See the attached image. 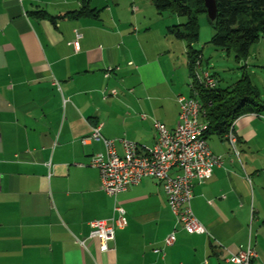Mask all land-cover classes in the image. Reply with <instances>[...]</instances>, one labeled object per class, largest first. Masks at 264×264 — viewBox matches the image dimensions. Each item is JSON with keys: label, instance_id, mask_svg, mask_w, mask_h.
<instances>
[{"label": "crops", "instance_id": "crops-1", "mask_svg": "<svg viewBox=\"0 0 264 264\" xmlns=\"http://www.w3.org/2000/svg\"><path fill=\"white\" fill-rule=\"evenodd\" d=\"M142 1L0 0V264H236L249 244L264 264V112L234 121V147L208 138L221 164L191 200L204 233L176 225L155 179L115 198L87 165L105 151L82 142L93 127L119 153L121 138L152 146L154 120L175 128L191 94L187 50L165 38L183 22L156 25ZM115 201L126 225L102 251L89 223L109 222Z\"/></svg>", "mask_w": 264, "mask_h": 264}, {"label": "built area", "instance_id": "built-area-1", "mask_svg": "<svg viewBox=\"0 0 264 264\" xmlns=\"http://www.w3.org/2000/svg\"><path fill=\"white\" fill-rule=\"evenodd\" d=\"M82 34L75 30L73 46L79 49ZM202 57L195 62L189 83L191 94L179 95L178 123L168 129L162 122L154 120L156 141L152 146L139 144L127 138L118 139L122 153L115 147V139L104 138L99 126L92 128L90 135L82 139L102 141L105 151L91 156L88 166L97 168L101 177V188L114 196L130 185L144 178L155 179L163 188L167 203L180 225L187 233H204L206 229L192 211L191 200L194 181L200 183L212 175L213 168L221 164V157L213 153L205 137L207 129L206 113L196 93V86L205 89L216 87L217 80L209 72L201 70ZM200 70V71H199ZM227 140L235 146L236 135L231 126ZM114 216L107 220L90 221L87 239L97 240L102 251H109V243L115 238V231L126 225L125 210L115 201ZM175 230L165 239L166 246L173 244ZM76 241L85 247L86 239ZM158 251V249H156ZM255 251L249 244L245 249L231 255L227 261L236 264H250Z\"/></svg>", "mask_w": 264, "mask_h": 264}, {"label": "trees", "instance_id": "trees-1", "mask_svg": "<svg viewBox=\"0 0 264 264\" xmlns=\"http://www.w3.org/2000/svg\"><path fill=\"white\" fill-rule=\"evenodd\" d=\"M159 13L169 11L186 20L168 27L177 39L195 40L198 37L197 15L206 14L204 0H151ZM216 18L210 23L214 29L212 43L225 50L233 49L236 57H246L250 46L264 35V0H215ZM207 15V14H206ZM190 47V46H189ZM190 71L200 58L201 52H188ZM214 76V75H213ZM206 113L205 137L217 135L223 138L234 121L243 114L264 112V101L257 88L244 76L235 84L221 89L195 88Z\"/></svg>", "mask_w": 264, "mask_h": 264}, {"label": "rangeland", "instance_id": "rangeland-1", "mask_svg": "<svg viewBox=\"0 0 264 264\" xmlns=\"http://www.w3.org/2000/svg\"><path fill=\"white\" fill-rule=\"evenodd\" d=\"M142 4L141 7L146 10V13L149 16H154V20L157 21L156 25L165 24V20L170 18L179 19V22L183 23L186 20L184 17L177 16L169 11L157 12L151 0H143ZM197 25L198 37L195 40L177 39L170 33V35L165 33V38L170 37L173 45H179L182 56H186L184 49L188 52L190 47L193 50L200 51L203 57L200 69L209 71L214 75L219 88H227L245 76L251 85L257 88L260 98L264 101V35L260 36L250 46L246 57H239L240 60H238L233 49L225 50L212 43L214 29L205 13L197 15ZM156 35V33H153V36L156 37ZM211 138L218 139L217 136Z\"/></svg>", "mask_w": 264, "mask_h": 264}, {"label": "water", "instance_id": "water-1", "mask_svg": "<svg viewBox=\"0 0 264 264\" xmlns=\"http://www.w3.org/2000/svg\"><path fill=\"white\" fill-rule=\"evenodd\" d=\"M206 14L210 20H214L217 14V6L215 0H204Z\"/></svg>", "mask_w": 264, "mask_h": 264}]
</instances>
